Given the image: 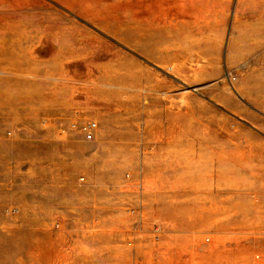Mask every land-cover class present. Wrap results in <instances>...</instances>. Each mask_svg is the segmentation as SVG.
Masks as SVG:
<instances>
[{"label":"rangeland","instance_id":"obj_1","mask_svg":"<svg viewBox=\"0 0 264 264\" xmlns=\"http://www.w3.org/2000/svg\"><path fill=\"white\" fill-rule=\"evenodd\" d=\"M0 264H264V0H0Z\"/></svg>","mask_w":264,"mask_h":264},{"label":"built area","instance_id":"obj_2","mask_svg":"<svg viewBox=\"0 0 264 264\" xmlns=\"http://www.w3.org/2000/svg\"><path fill=\"white\" fill-rule=\"evenodd\" d=\"M69 129L72 131H79L83 135L84 140L93 141L97 131V124L95 122H85L82 124L73 123L69 126ZM61 134H67V129L61 130ZM9 135H11V133H9Z\"/></svg>","mask_w":264,"mask_h":264}]
</instances>
